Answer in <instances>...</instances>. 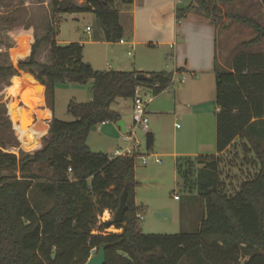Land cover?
Instances as JSON below:
<instances>
[{
  "label": "trees",
  "instance_id": "trees-1",
  "mask_svg": "<svg viewBox=\"0 0 264 264\" xmlns=\"http://www.w3.org/2000/svg\"><path fill=\"white\" fill-rule=\"evenodd\" d=\"M235 1L189 0L177 9V18L180 22L195 12L217 26L219 4ZM52 8L54 18L93 13L107 42L123 38L115 0H52ZM231 18L256 33L243 46L261 45L262 24L239 15ZM55 27L56 21L48 23L43 35L35 36V43L26 47L22 41L13 49L14 61L28 52L29 56L18 62L17 69L10 62H0V79L14 77L8 90L29 85L38 96L44 95V86L46 106L53 114L58 83L86 85L93 81V100L71 102L68 113L73 122L53 115L44 145L36 151L20 149L17 156L7 152L0 140V173H9L0 176V264H86L103 244L106 264H264V147L259 142L264 139V53L242 52L229 70L221 69L216 61L218 154L177 159L181 184L203 202L198 231L146 235L140 229L136 204L135 156L111 158L94 153L87 140L93 127L122 120L112 110L117 100H133L139 84L160 95L172 84L173 74L95 71L83 60L81 44L57 43ZM45 48L47 62L39 58ZM17 70L31 75L18 77ZM139 73L145 74L144 80H137ZM0 111L11 125L2 104ZM154 142V135L147 133L148 150ZM239 151L243 161H251L258 170L230 192L224 157L232 155V163ZM251 153L255 157L249 160ZM125 191L128 211L124 222L110 227L108 222L101 223L105 211L116 213ZM39 193L44 201L39 200ZM112 226L121 233H106Z\"/></svg>",
  "mask_w": 264,
  "mask_h": 264
},
{
  "label": "rangeland",
  "instance_id": "rangeland-1",
  "mask_svg": "<svg viewBox=\"0 0 264 264\" xmlns=\"http://www.w3.org/2000/svg\"><path fill=\"white\" fill-rule=\"evenodd\" d=\"M76 1L81 3V0ZM248 2L239 0L231 5L233 7L220 5L217 26H220L219 62L223 70H229L235 57L242 52L264 53V41L258 46H243L245 42L253 40L256 33L231 18L239 15L264 26V14L259 4L256 0ZM192 4L196 2L192 1ZM122 5L123 0H115L117 11L122 10ZM186 5L188 3H183L180 7ZM224 19L231 21L224 23ZM55 21L60 45L81 44L85 62L97 59L96 66L101 67V70L94 68L95 71H104L105 67L109 70V65L113 66L114 59L119 58L125 62L128 60L125 72H132L134 68L131 63L142 56V52L136 49L133 51L134 56H128V48L120 47L116 42H111V47H107L104 31L93 13L63 14L60 18H54L52 0H0V62H10L17 69L18 62L25 60L29 52L24 58L14 61L12 50L20 47L22 41L26 47L35 43V36H42L46 25ZM226 32L230 34L225 35ZM156 50L152 51V58L159 59V55L164 58L162 67L156 73H172L173 82L157 96L149 90L142 92L144 99H147V95L153 99L147 107L148 129L144 130L139 126L133 134L129 133L130 129L135 128L133 100L119 99L112 105V109L121 115L126 124V133L117 123L100 124L96 130L90 131L87 145L92 152L108 154L110 157L118 149L135 147V179L139 184L136 189V204L140 209L139 225L143 234L196 233L204 215L203 202L196 192L190 193L183 187L176 164L178 158L190 157L187 154L198 153L202 148L207 151L204 153L217 154L216 78L207 75L193 77L190 72L177 73L174 62ZM39 58L41 61H48L47 48L40 51ZM144 71L155 73L145 69ZM24 74L29 73L17 70L18 77ZM13 78L0 79V105L6 107L11 122V125L6 124V118L2 117L3 113L0 111V140L6 145L7 152L19 156L20 149L25 152L36 151L44 145L43 137L48 135L52 118L50 111L46 110L45 101L39 100V96L28 85H19L8 90ZM93 87V81L86 85L58 83L53 101L55 118L73 122L74 118L68 113L69 105L71 102L90 103L93 100ZM204 98L208 102H201ZM201 103L204 104L199 106ZM14 114L18 115L16 121L12 119ZM147 133H152L155 138L151 150H148L146 144ZM128 136L132 138L131 142L126 140ZM259 142L264 147V139ZM236 156L232 163V155L224 157L228 165L223 167V172L229 178L227 185H231L230 192H234L243 180L253 176L258 170L257 166L250 164L251 161L249 164L243 161L241 151ZM254 157L251 153L248 159L252 160ZM143 159L147 160V164H143ZM7 174L9 173L2 172L0 176ZM38 195L41 196L40 193ZM163 213L170 217H161L160 214ZM101 218V223L109 222L113 220L114 214L106 215L105 222ZM117 230L112 226L105 232L121 233Z\"/></svg>",
  "mask_w": 264,
  "mask_h": 264
},
{
  "label": "crops",
  "instance_id": "crops-1",
  "mask_svg": "<svg viewBox=\"0 0 264 264\" xmlns=\"http://www.w3.org/2000/svg\"><path fill=\"white\" fill-rule=\"evenodd\" d=\"M237 1L232 4H226V6L233 7L231 5H235ZM246 1L248 2V0ZM80 2L82 3V0ZM256 2L264 14L262 0H256ZM183 3H189V0H123L122 10L118 11V13L120 15V24L123 28L122 39L125 40V44H121L118 41L116 45L127 47L129 50L128 56H134V49L142 52V56L131 63L134 68L132 72L145 73V69L156 73V70L162 67L164 61V58H161L160 55L159 59L152 58V51L157 49L156 51H160V53L166 55L167 58L174 62L173 64L177 73L190 72L193 77H197L198 75L215 76L216 61L220 65V26H215L207 16L195 12L190 13L187 18L179 22L177 9ZM228 21H231V19H224L223 22L229 23ZM228 34L230 32H226L225 35ZM57 43L60 44L58 41ZM107 47H111V42H107ZM129 53H132V55H129ZM87 62L93 68L101 70V67L96 66L98 63L97 59ZM113 63V66L109 65V70L106 67L103 70L125 72L128 68L126 67L128 60L125 62L123 59L117 58L114 59ZM28 87L32 90L31 86L28 85ZM43 88L44 95L39 96V100L46 103L45 87L43 86ZM203 101L208 102V99L204 98L201 102ZM202 104L204 103H201L199 106H202ZM46 110L50 111L51 118L53 119L55 113L53 114L48 108ZM218 112L219 108L216 105V119ZM45 116L46 114H44ZM108 124L110 123L107 122L102 125ZM204 152L207 151H204L202 148L198 153L187 155L190 157L200 155L213 156V154ZM39 198V200L44 201L42 196H39Z\"/></svg>",
  "mask_w": 264,
  "mask_h": 264
},
{
  "label": "built area",
  "instance_id": "built-area-1",
  "mask_svg": "<svg viewBox=\"0 0 264 264\" xmlns=\"http://www.w3.org/2000/svg\"><path fill=\"white\" fill-rule=\"evenodd\" d=\"M121 44H125V40L121 39L119 41ZM129 55H132V53H129ZM144 90H149L150 92H152L154 94V92L150 89H148L147 87L139 84L136 89H135V96L133 99V122L135 124V128L134 129H130V134H133V131L136 130L139 126L142 127L144 130L148 129V124H149V119H148V113H147V107L149 106V104L152 103L153 99L147 95V99H144L142 96V92ZM105 124V123H103ZM126 140L128 142H131L132 138L131 137H127ZM135 147H129L126 148L125 150H116L113 153V156H111V158H116V157H133L135 155ZM143 164H147V160L143 159ZM156 163H160L159 160H155ZM72 170L69 169V172H71ZM110 216V213H108V211H105L103 216H102V220L105 222L107 221L106 215ZM110 218V217H109ZM108 218V219H109ZM117 231H121V230H117Z\"/></svg>",
  "mask_w": 264,
  "mask_h": 264
},
{
  "label": "water",
  "instance_id": "water-1",
  "mask_svg": "<svg viewBox=\"0 0 264 264\" xmlns=\"http://www.w3.org/2000/svg\"><path fill=\"white\" fill-rule=\"evenodd\" d=\"M145 79V74L144 73H139L137 75V80L142 81ZM41 85V84H40ZM13 120H18V115L14 114L12 116ZM117 126L124 132L126 133V124L123 120L119 121L117 123ZM92 130H96V127H93ZM127 197L128 193L127 191L124 192V194L121 196L120 199V205L116 213L114 214V218L112 221L108 222V226L110 227L112 224H121L124 222L125 215L128 211V205H127ZM161 217H170L169 214L163 213L160 214ZM106 245L103 244L100 246L98 253L91 257L90 260L86 264H106Z\"/></svg>",
  "mask_w": 264,
  "mask_h": 264
}]
</instances>
